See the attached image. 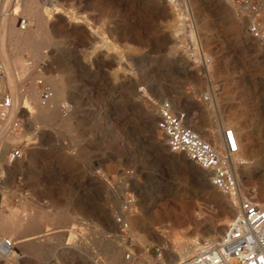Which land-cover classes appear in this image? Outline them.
Here are the masks:
<instances>
[{"label":"rangeland","instance_id":"1","mask_svg":"<svg viewBox=\"0 0 264 264\" xmlns=\"http://www.w3.org/2000/svg\"><path fill=\"white\" fill-rule=\"evenodd\" d=\"M16 1L0 0V28L17 8L16 27L37 29V19ZM38 3L51 20L52 41L44 58L19 55L23 68H37L20 76V92L31 85L45 90L56 77L64 98L54 109L44 101L41 110L23 108L19 124L8 129L0 151V239L16 242L22 258L0 256V264H171L167 250L209 237L233 197L264 202V47L258 45L264 40L249 34L250 7L242 0ZM42 42L43 36L35 40ZM7 54L16 58L13 49ZM2 57L0 50V100L12 98ZM204 59L212 63L210 77ZM166 100L193 116L206 138L214 123L223 125L222 139L225 128L246 127L240 159L231 158L236 194L170 152L157 128ZM152 111H158L154 122L145 118ZM30 112L39 117L35 123ZM6 121L0 118V134ZM14 148L21 157L12 158ZM198 210L208 213L205 224ZM106 241L119 242L116 261Z\"/></svg>","mask_w":264,"mask_h":264},{"label":"built area","instance_id":"2","mask_svg":"<svg viewBox=\"0 0 264 264\" xmlns=\"http://www.w3.org/2000/svg\"><path fill=\"white\" fill-rule=\"evenodd\" d=\"M250 7L249 34L256 39L264 40V0H242ZM27 22L21 20V27ZM51 97L50 89L42 94L47 102ZM13 100L7 95L0 100V118H5L12 107ZM157 128L166 137L170 152L184 155L191 163L207 170L210 183L226 193H237L239 182L231 162V155L239 152V139L232 128L224 131L225 152L216 149L204 140L187 123L186 112L175 111L170 101L159 105ZM19 123L16 122L15 125ZM19 148H14L12 158L21 157ZM11 239L0 245L2 250L12 248ZM127 259L132 258L129 252ZM175 264H264V205L252 196L242 198L237 213L230 220L224 234L212 245Z\"/></svg>","mask_w":264,"mask_h":264},{"label":"bare ground","instance_id":"3","mask_svg":"<svg viewBox=\"0 0 264 264\" xmlns=\"http://www.w3.org/2000/svg\"><path fill=\"white\" fill-rule=\"evenodd\" d=\"M16 5H21V9L23 10V13H25L28 16V18L29 17H35V19H37V21H38L37 22L38 27L35 30L26 29L27 31L19 29V27L17 28L16 27V21H17L18 16H19V10L17 8L14 9L12 11V13H10L9 15H6L5 17L3 16V19L1 22L0 50H1V53L3 56L2 58L4 60L5 68H6V70H5L6 73L3 76V80L7 81L8 83L10 82L9 83L10 85L8 84V86L10 87V89H11L10 91L12 92L13 105L8 110L7 115H6L7 121H6L5 130L0 134L1 135V137H0V151L3 147V144L9 138L8 137V129L10 128V126H13L12 124H16V118L20 114V111L22 112V109L27 108L28 106H31V105H33L32 108L39 109V110H41L44 107L43 100H42V91L44 89H39V87H37L36 85H31V87H29L27 90H25L24 93L20 92V88L22 87V84L24 82V81H22V78L20 76L26 75L29 77L31 72L36 68V65L32 67L31 71L23 68L21 61L19 59V55L22 54L23 51H31L34 53L36 58H41V57H43V55H45V53H44L45 49L44 48L47 46H50L51 41H52V37H51L50 32H49V21H51V20H49L50 18L44 17L46 15L45 9L43 11V7L41 5H39L38 0H19L18 2L16 1ZM55 12L59 13V11H55ZM72 19H74V18H71L70 20L72 21ZM19 26H21V25H19ZM39 36H43V42L35 44V40L37 38H39ZM257 40H259V39H257ZM258 45H259V48H262V46L264 47V44L261 45L260 43H258ZM11 49L15 50V52H16V58L15 59H10V57L7 54V51L11 50ZM200 56H201V54H200ZM200 56H199V58L201 59ZM204 67L207 69L206 72H208V76L210 77V75H211L210 73L212 70V63L210 61L208 62L207 60H205ZM33 78H35V77H33ZM47 81L49 82L48 85H50V87L48 89H50V91H51V97L46 102V104H47L48 108L54 109V105L53 106H50V105L53 103H56L57 99H60V98L63 99L64 98V89H63V85H62L61 81L56 77H50ZM33 84H35V83H33ZM24 89H26V88H24ZM25 97H26V100H25ZM23 100L26 103V105H23V104L21 105ZM25 114L26 113H24V115ZM156 115H158V111L146 112L145 118L148 119V121L149 120L153 121L155 119ZM187 115H188L187 123L195 130V132H197L204 140L211 143L219 151H221L220 150L221 148H224V150H225V148H226L225 140L223 141L224 138L222 139V135H221L222 130H223L222 124H220V123L212 124L210 126V129L206 130V133H207L206 136L208 137V138H206L205 135L203 134V131L199 130L193 124L195 121L194 117L189 115V114H187ZM28 118L33 123H35L39 119L38 115H34L33 112L32 113L30 112ZM226 129L227 128H225L224 131ZM232 129L236 132L238 139H239V152L231 155L233 162L237 163L238 160L240 159L239 153H240L241 148H242L241 147L242 138L246 137L245 135L247 134V129L244 126H234V128H232ZM17 137H18L17 135L16 136L13 135L12 139L15 141H21L22 140V139L19 140L20 137H18L19 139ZM234 165L236 166L237 164H234ZM232 166H233V163H232ZM233 169H234V167H233ZM201 170H202L201 175L204 176L205 178H207L208 182H209V178H210L209 172L203 168H201ZM234 172H235V170H234ZM244 190H247V189L244 188ZM249 196H252V195H250V194H248V195L241 194V196L237 195V196L233 197L226 204V211L223 212L224 213V215H222L223 217L221 219H219L218 223L215 224V226L212 228V231H211L212 234L209 235V237L204 238L202 240L197 239V238H190L187 241L180 243L179 245H173L171 250L170 251L167 250V252H166L169 262L171 264H175L177 261L184 259L186 257H189L192 254L196 253L197 251L202 249L204 246H209V245L215 244L220 239L219 237L225 232L226 226L230 222L229 221L230 218L234 214L237 213L238 207H239V204H240L242 198L249 197ZM252 197L255 200L257 199V198H255L256 197L255 195ZM257 201H258V199H257ZM261 204L264 205V202H262ZM208 211H210V210H208ZM205 212H203V211L196 212V218L198 220H200V222H202L203 220L204 221L206 220L205 216H204ZM11 219H13V218H11ZM171 219L173 221H175L178 226H179V224H181V223L178 224V222H180L181 220L177 215L171 216ZM16 220H18V219H16ZM194 222H195V220H194ZM205 223H206V221L204 223L202 222V224H205ZM5 241H6V238H1L0 239V245L2 243H5ZM10 242L12 243V248L7 249V250H2L0 248V256H2L4 258H15L17 260L22 258V256H21L22 252H19L20 250L18 249L16 242H13L12 240H10ZM105 247H106L105 252L107 253L108 258L112 262L116 261L118 259V252H119V247H120L119 242L115 241V244H114V241H113V242H110V244H108V241H106ZM161 264H165V263H161ZM166 264H169V263L167 262Z\"/></svg>","mask_w":264,"mask_h":264},{"label":"crops","instance_id":"4","mask_svg":"<svg viewBox=\"0 0 264 264\" xmlns=\"http://www.w3.org/2000/svg\"><path fill=\"white\" fill-rule=\"evenodd\" d=\"M2 150V149H1ZM1 205H2V196L0 194V208H1Z\"/></svg>","mask_w":264,"mask_h":264}]
</instances>
